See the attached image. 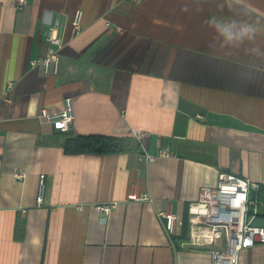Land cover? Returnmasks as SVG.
I'll use <instances>...</instances> for the list:
<instances>
[{"label": "crops", "instance_id": "crops-1", "mask_svg": "<svg viewBox=\"0 0 264 264\" xmlns=\"http://www.w3.org/2000/svg\"><path fill=\"white\" fill-rule=\"evenodd\" d=\"M56 19L59 63L33 64ZM66 96L62 132L39 114ZM76 135L134 146L66 153ZM220 172L257 184L264 226V0H0V264H211L215 245L187 243L188 205ZM237 264H264V243Z\"/></svg>", "mask_w": 264, "mask_h": 264}, {"label": "built area", "instance_id": "built-area-1", "mask_svg": "<svg viewBox=\"0 0 264 264\" xmlns=\"http://www.w3.org/2000/svg\"><path fill=\"white\" fill-rule=\"evenodd\" d=\"M27 0H15L16 6L21 8ZM81 11L76 10L71 20L72 29L78 32ZM59 24L55 20L54 26L45 35L48 45L43 58L32 60V63L41 62L45 67L49 64L57 66L60 60L58 49L62 42L57 35L55 27ZM39 117L50 122L59 131L66 132L70 129L74 119L72 98H63L62 108L50 112L42 109ZM138 139L139 131H133ZM143 157L152 159V155L144 152ZM23 170L15 172L16 178H23ZM253 188L252 192L251 189ZM257 184L246 177L238 176L229 172H220L217 183L214 186H202L199 189L196 201L188 205V235L187 243L192 246L202 247L215 245L210 251L211 264H237L238 253L242 248L256 243H264V226L256 225L253 219L257 214L259 199L257 196ZM43 184L40 181L36 202L42 201ZM129 199L145 200L148 195L139 193L135 186L128 194ZM116 206L115 202L97 205L99 212L108 213ZM157 215L163 219V226L168 234H174L177 216L174 212L160 210ZM222 240V244H216ZM218 245V246H217ZM214 246V247H215Z\"/></svg>", "mask_w": 264, "mask_h": 264}, {"label": "trees", "instance_id": "trees-1", "mask_svg": "<svg viewBox=\"0 0 264 264\" xmlns=\"http://www.w3.org/2000/svg\"><path fill=\"white\" fill-rule=\"evenodd\" d=\"M134 146L130 135H76L63 142L66 153L111 154L128 150Z\"/></svg>", "mask_w": 264, "mask_h": 264}, {"label": "clouds", "instance_id": "clouds-1", "mask_svg": "<svg viewBox=\"0 0 264 264\" xmlns=\"http://www.w3.org/2000/svg\"><path fill=\"white\" fill-rule=\"evenodd\" d=\"M226 38L229 39V40H231V39H233V36H232L231 33H226Z\"/></svg>", "mask_w": 264, "mask_h": 264}, {"label": "rangeland", "instance_id": "rangeland-1", "mask_svg": "<svg viewBox=\"0 0 264 264\" xmlns=\"http://www.w3.org/2000/svg\"><path fill=\"white\" fill-rule=\"evenodd\" d=\"M218 243V242H217Z\"/></svg>", "mask_w": 264, "mask_h": 264}]
</instances>
